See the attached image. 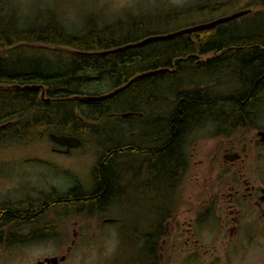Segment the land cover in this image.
<instances>
[{"label":"trees","instance_id":"obj_1","mask_svg":"<svg viewBox=\"0 0 264 264\" xmlns=\"http://www.w3.org/2000/svg\"><path fill=\"white\" fill-rule=\"evenodd\" d=\"M238 1L202 0L189 10L154 18L143 14L102 27L90 16L80 34L67 31L54 13L40 12L23 26L13 11L3 13L0 8V147L7 141L43 140L50 132L85 141L97 133L105 153L95 167L94 187L86 193L70 190L66 205L92 210L114 201L125 210L120 193L134 174L162 179L167 206L168 192L181 178L178 159L184 134L209 124L218 132L231 131L254 117L258 95L264 92V19L249 15L207 32L97 53L178 29L171 26L179 15L212 14ZM260 4L264 1L253 0L242 9ZM211 51L219 56L205 59ZM85 52L93 54H81ZM160 67L174 70L131 81L138 73ZM125 112L140 114L128 123L135 131L131 140L125 139L127 123L116 117ZM116 137L120 147L108 145ZM128 163L132 169H127ZM156 216L148 212L154 232L157 227L151 222ZM12 220L19 230L27 226L23 219ZM171 221L167 210L165 223ZM153 248H145L149 258Z\"/></svg>","mask_w":264,"mask_h":264},{"label":"flooded vegetation","instance_id":"obj_2","mask_svg":"<svg viewBox=\"0 0 264 264\" xmlns=\"http://www.w3.org/2000/svg\"><path fill=\"white\" fill-rule=\"evenodd\" d=\"M204 129L213 132L207 140L221 141V145L217 152L206 151L197 163L196 146H191L195 133L185 138L184 158L178 161L181 178L168 192L167 206L162 179L149 192L147 182L138 183L134 174L120 196L125 198V210L114 201L92 210L68 206L73 215L98 216L101 224L114 225L115 234L108 235L111 252L101 254L94 264H232L234 258L248 256L254 247L256 251L264 249V92L258 95V109L251 120L231 131L200 130ZM132 167L128 163L127 169ZM203 169L207 170L205 177ZM167 210L172 212V222L167 223L165 235ZM148 212L157 215L151 222L157 227L155 232L148 226ZM22 232L28 243L6 244L0 252L13 245L30 248L33 242L49 239L48 228L30 224ZM76 235L65 253L37 255L32 264H68L76 246H82ZM102 238L95 240L103 242ZM151 244L154 256L149 258L144 251Z\"/></svg>","mask_w":264,"mask_h":264},{"label":"rangeland","instance_id":"obj_3","mask_svg":"<svg viewBox=\"0 0 264 264\" xmlns=\"http://www.w3.org/2000/svg\"><path fill=\"white\" fill-rule=\"evenodd\" d=\"M201 1L202 0H1L0 8L4 9L3 13L13 11L16 16H18L20 24L23 26H27L26 24L29 23V20L33 17L35 19L40 12L41 14H44V12L51 13L48 9H52V13L54 12L56 17L68 31L80 34L84 32L86 21L90 16H96L97 25L102 27L117 23L120 20L128 21L130 17L139 18L143 14L154 18L160 13H162L163 16L173 11H183L182 9L185 8L189 10L193 4L197 5L199 2L201 3ZM251 1L253 0H239L233 9H241ZM230 11L231 10H228L227 12ZM188 14H190V12ZM220 14H222L220 11L207 15L197 14L193 11L192 15L185 18H179L180 15L176 17L175 19L177 20H172L173 24L171 27L177 28L189 24L206 22L204 18H208L207 20H209V17L212 19ZM209 57L210 55L204 56V58ZM206 127L211 130L215 129L211 124ZM212 133V131L206 133V129H204L197 131V133H195L197 136H195V134L192 136L191 146H196L197 163H199L200 159L205 157L206 151L209 152L212 150L213 152H217L216 147L221 145V141L216 143L213 140H207L208 137L212 136ZM92 140V136H88L85 148L79 149V147L71 150L69 153H58L53 151V148H60V146L46 140H38L32 143L14 142L0 147V195H3V191L6 195L9 192L10 195L14 193L17 185L12 182L10 175L19 177L18 173H25L31 177V184L36 186V193H40L41 198H44L48 193L54 190L66 189L68 183H74L72 179H74L75 176H77L81 184L85 186L82 191L85 193L88 192L89 189L86 188L88 180L86 179L90 175V169L96 157L95 150L92 149L95 143L90 142ZM194 142H196V144H194ZM86 146H88V148ZM206 174L207 170L203 169L202 175L205 177ZM124 191L125 188L122 191L123 194ZM186 191L189 192V188ZM129 193L131 194L132 192L129 191ZM189 193L191 194V191ZM1 198L3 199V197H0V199ZM6 199H9L8 196ZM66 207L70 212L66 210ZM110 207L111 206H108V208ZM112 208L115 209L114 207ZM53 211L56 214L58 212L57 215H60V219L61 216L64 217L57 226L58 231H60V234H58L61 241L60 244L50 242L49 239H47L44 240L43 243L41 241L31 243L29 246L30 248H27L28 246L10 247L7 251L0 252V264H32V261L37 255H60L65 253L71 238H74L75 232L77 233V242L82 246L80 248L76 246L75 251L73 253L71 252L72 259L68 264H94L97 257H100L101 254H109L111 252L112 246L108 235L112 231L115 234L113 224H101V220L98 216L85 219L73 215V213H71L72 210L68 205H65V203L56 208L53 207ZM110 211H112L111 208ZM166 224L167 223H165V225ZM100 236L101 238L103 236L102 239L106 241L103 240V242H99L95 240ZM119 236L120 235L116 238ZM167 260L168 258L165 259V261ZM233 260L232 264H264V249H258L256 251L254 247L248 256H241V258L237 257Z\"/></svg>","mask_w":264,"mask_h":264},{"label":"bare ground","instance_id":"obj_4","mask_svg":"<svg viewBox=\"0 0 264 264\" xmlns=\"http://www.w3.org/2000/svg\"><path fill=\"white\" fill-rule=\"evenodd\" d=\"M0 2H1V0H0ZM260 5H263V6H261V9L259 11H250V12H248V13H246V14H244V15L236 18V19H233L231 21L219 24L215 28L222 26V25L230 24V23L235 22V21H238V20L243 19L249 15L250 16L255 15L254 19H256L257 21L263 20L264 19V4H260ZM48 10L51 11V13L53 11L52 9H48ZM224 10H226V9H222V10L219 9L217 11L214 10L213 13H217L220 11V13H222V14H220L219 16L217 15V17H213L210 15L211 17H213L212 19H210V17H209V20H207L208 18H204V20L208 23V22H212V21L218 20V19L223 18V17L230 16V15L235 14L237 12L244 11V9H242V8L238 9V10H235L233 8L227 9L226 11H224ZM228 10H231V11L227 12ZM46 14H48V12ZM96 21H97V18H96ZM215 28H213V29H215ZM213 29L194 31L190 34H184V35L190 36L194 33L207 32V31H210ZM69 32L72 34H76V33H73L71 31H69ZM163 34H165V33L152 34V35H149L147 37L155 36V35H163ZM173 38H175V37H173ZM143 46H145V45H143ZM112 49H115V48L106 49V50L98 52L97 54H103L104 52L112 50ZM81 54L89 55V54H93V53L85 52V53H81ZM104 54H110V53H104ZM206 55H210V57H217V56H219V53L211 51V52L205 54L204 56H206ZM161 69H166L165 72H168L169 70L170 71L174 70L173 67H160V68L152 69V70H149L146 72H152V71H157V70H161ZM165 72H163V73H165ZM143 73L144 72L138 73L135 76L138 77L139 75H141ZM163 73H158L156 75H160ZM111 94H113V93L97 97L96 100L97 99H104L106 97H109ZM42 95H43V92H42ZM139 115L140 114L136 113V112H134V113L133 112L118 113L116 115V117L120 118L121 121H123L124 123H127L126 127H124L125 139L126 138H130V140L132 139L131 137L135 131H133V129L131 128V125H129L128 123H130L133 118H138ZM116 117H114V118H116ZM3 126L4 125H0V129ZM137 128L141 129L140 126H137ZM200 129L201 128H198V129L191 128L190 130H188L184 134V138L190 137L191 134L197 133V131H199ZM51 134H55V135H65V134H57L54 132H50L47 135V137L43 138V140H42V141H45V140L51 141V142L61 146V149L64 150V153H69V152H71V150L77 149L79 147H80L79 149L85 148L86 141L80 139L77 136L65 135V136H68L71 138H76L79 140V143L76 146H69L67 144L61 145V144L54 142V140L50 136ZM91 136H92L93 140L90 142L95 143V145L92 149L95 150L96 157H95L94 164L92 165V167L90 169V175L86 179V180H88L87 181L88 185L86 188H90V189L94 187V176H95V169H96L95 167L97 164H100V162H102V158H101L102 151H103V154L105 153V151L103 150V146L101 144L100 136L97 133H95V134L93 133V135H91ZM119 141H120L119 137H116L114 139V142H112L110 144L107 143V144L112 146V147L114 146L115 148H117V147H120V145H121V143ZM11 143H13V141H7L6 144H11ZM124 144H127V143L125 142ZM86 147L88 148V146H86ZM184 154H185L184 150H181L180 151V157H179L178 161L182 162V160L184 158ZM39 162H44V161H39ZM180 168H181V166H180V164H178V169H180ZM175 173L176 172H173V175H175ZM18 174H19V177H15V175H10L11 178L9 177L10 179H12V182L17 185L14 193L13 194L11 193V195H10V192H9L6 195V193L3 191L2 192L3 195L2 194L0 195V197H3V199L2 198L0 199V204H1L0 205V223L3 222L0 224V234H2V236L0 235L1 236L0 237V247H2L3 245H6V244H16L19 242L28 243L29 242L27 235L24 232H22V229L19 230L16 227V222H13V220H12L13 217H16L19 220L23 219V221H25L26 222L25 224H27V225L32 224V225L36 226L37 228H45V229L48 228L49 241L54 242L56 244H60L61 241H60L59 235H58V234H60V231H58L57 226H58L59 222L64 219V217L61 216V219H60L59 218L60 215H57L58 212L56 214L53 211V207L56 208L57 206H61L62 204L66 203L68 200L70 190H72L74 188L82 190L85 186L83 184H81V182L79 181L77 176H75L74 179H72V181H74V183L73 184H71L72 182L68 183V187L66 189L62 188V189L54 190L53 192L48 193L44 198H41L40 193H36V190H35L36 186L34 184H31L32 183L31 177L25 173H18ZM20 175H22V176H20ZM135 177H137L138 183L143 184V183L147 182L149 192H151L152 188H155V185H154V184H156V181H155L156 177L155 176L154 177L151 176L149 178H146V177H141V175H135ZM120 186H119V188H120ZM34 193H36V194H34ZM121 193H120V196H123L124 194H121ZM7 196L9 198L8 200L6 199ZM16 210H18V212L16 213L15 216H13L11 214V212H14V211L16 212ZM83 218L86 219V218H90V217L86 216ZM77 226H79V225H77Z\"/></svg>","mask_w":264,"mask_h":264},{"label":"water","instance_id":"obj_5","mask_svg":"<svg viewBox=\"0 0 264 264\" xmlns=\"http://www.w3.org/2000/svg\"><path fill=\"white\" fill-rule=\"evenodd\" d=\"M248 12H250V10H244V11L237 12L235 14H232V15L227 16V17L220 18V19L212 21V22L195 25V26H192V27L180 29V30L173 31V32H170V33H167V34H163V35H155V36L146 37V38L142 39L139 42L127 44V45H124V46H121V47L106 51L104 53H115V52H118V51H122V50L130 49V48H135V47H140V46H143V45H147V44H149L151 42H154V41L168 40V39H171L173 37L181 36V35H184V34H190V33L194 32V31L213 29L219 24H222V23L231 21L233 19H236V18H238V17H240V16H242V15L248 13ZM165 71H166V69H161V70L152 71V72H146V73H143V74L139 75L137 78L149 76V75H152V74L163 73ZM50 136L54 140V142H56L58 144H61V145L67 144L69 146H76L79 143L78 139L71 138V137H68V136H65V135L51 134Z\"/></svg>","mask_w":264,"mask_h":264}]
</instances>
